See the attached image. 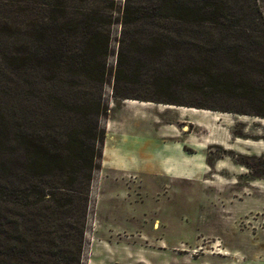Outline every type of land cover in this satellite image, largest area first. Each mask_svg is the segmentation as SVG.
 <instances>
[{"label": "trees", "instance_id": "trees-1", "mask_svg": "<svg viewBox=\"0 0 264 264\" xmlns=\"http://www.w3.org/2000/svg\"><path fill=\"white\" fill-rule=\"evenodd\" d=\"M259 1L0 0V264H83L109 77L118 100L153 101L132 93L144 80L235 82L216 66L256 60L243 46L264 44ZM237 76L256 99L260 75Z\"/></svg>", "mask_w": 264, "mask_h": 264}, {"label": "rangeland", "instance_id": "rangeland-1", "mask_svg": "<svg viewBox=\"0 0 264 264\" xmlns=\"http://www.w3.org/2000/svg\"><path fill=\"white\" fill-rule=\"evenodd\" d=\"M259 2L264 19V0ZM120 36L117 24L113 70ZM243 49L254 51L256 60L231 70L226 60L216 66L222 79L233 75L235 82L199 91L182 82L168 88L144 80L132 93L153 101L132 100L148 104L115 99L109 77V111L101 119L106 138L94 175L83 264H264V72L258 63L264 44ZM255 71L261 80L252 84L257 97L246 98L242 94L251 83H237L234 75L245 80ZM140 134L179 139L190 161L176 167L161 161L170 175L164 174L157 155L147 152L141 160L136 141L126 136ZM152 164L155 173L146 171Z\"/></svg>", "mask_w": 264, "mask_h": 264}, {"label": "crops", "instance_id": "crops-1", "mask_svg": "<svg viewBox=\"0 0 264 264\" xmlns=\"http://www.w3.org/2000/svg\"><path fill=\"white\" fill-rule=\"evenodd\" d=\"M124 134H122L123 136ZM128 138L134 139L137 143V147L135 148V152L139 155L141 160H144L147 156V152H150L160 161L158 162V166L166 175L168 174L165 169L160 165L161 161H169V165L176 167L178 164L186 163L190 161L191 158L187 155L184 151V143L181 142L179 139L175 141H168L165 142L160 139H154L151 137H147L144 134L140 135H126ZM134 149V147L132 148ZM129 150L127 148L118 151L119 156H124ZM133 152V151H132ZM145 152V154H143ZM162 153V154H161ZM156 154V155H155ZM150 159V158H148ZM124 165H128L129 162L127 159H123ZM123 165V164H122ZM152 166V167H151ZM152 165H148L146 171L155 173L158 168ZM196 171V169H194Z\"/></svg>", "mask_w": 264, "mask_h": 264}, {"label": "bare ground", "instance_id": "bare-ground-1", "mask_svg": "<svg viewBox=\"0 0 264 264\" xmlns=\"http://www.w3.org/2000/svg\"><path fill=\"white\" fill-rule=\"evenodd\" d=\"M125 102H129V103H137L138 101H136V100H132V99H127V100H125ZM138 103H140V104H148V103H146V102H138ZM164 106H166V107H168V108H174V107H176V106H174V105H164ZM177 108H179V109H183V110H191V111H196V112H209V113H214L215 111H211V110H206V109H198V108H188V107H177Z\"/></svg>", "mask_w": 264, "mask_h": 264}]
</instances>
